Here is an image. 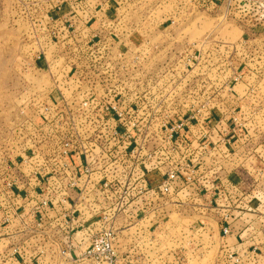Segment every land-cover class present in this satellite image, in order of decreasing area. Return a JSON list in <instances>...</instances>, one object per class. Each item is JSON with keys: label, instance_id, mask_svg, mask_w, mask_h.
Segmentation results:
<instances>
[{"label": "rangeland", "instance_id": "1", "mask_svg": "<svg viewBox=\"0 0 264 264\" xmlns=\"http://www.w3.org/2000/svg\"><path fill=\"white\" fill-rule=\"evenodd\" d=\"M26 199L66 207L62 262L76 227L212 264L264 213V0H0V203Z\"/></svg>", "mask_w": 264, "mask_h": 264}, {"label": "crops", "instance_id": "2", "mask_svg": "<svg viewBox=\"0 0 264 264\" xmlns=\"http://www.w3.org/2000/svg\"><path fill=\"white\" fill-rule=\"evenodd\" d=\"M153 174L154 173L149 174L148 178L150 176L153 177ZM49 175L51 176L49 181H52V187L48 186L49 188H47L49 190H54L55 184L60 185L58 181L59 177L58 175H53L51 172L47 174V176ZM44 182L43 180V183ZM148 182L149 184H145L144 186L147 192L144 196H149L150 194L152 197L151 201L156 203L155 192L160 189L159 184H161V181L156 180L152 182V180L148 179ZM79 183H81L80 180ZM77 186L81 189L82 184H78ZM40 187L41 186H39V189ZM189 187L190 186H187L185 190H188ZM26 201L27 202L22 205L15 206V208H10L9 206H1L2 208H0V264H73L72 261L66 262L65 260L62 262L58 248L51 245L48 246L47 241L49 237L47 236L46 229H44V225L48 223L46 218L48 216L60 217L61 214L59 211L62 210V213H64L66 207L52 200L49 208L41 209L40 201L38 203H34V201H29L28 199H26ZM192 201L193 199L187 198L188 203ZM195 201L198 203L199 198H196ZM254 212L255 211L252 212L251 210L250 212L244 213V217L242 218L238 216L242 214L241 212H234L230 227H235V230H232V233L229 234L230 236H224L222 233H219V236L223 235V239L228 238V240H225V242L228 243H226L225 246H219L217 248L215 260L212 264H234L233 259H238L239 261V258H243L240 264H264V213L261 211L256 215ZM260 214H262V216H260ZM254 218L261 219L260 232H255V228L253 227L258 224L256 223L258 221H254L255 223L253 222L250 224L247 221L246 224H241V222H245L246 220L253 221L255 220ZM39 222L43 223V228L37 231V236H30V233H33L32 229L36 228ZM252 227L254 231L250 234L249 231ZM237 228L239 231L236 230ZM137 231L139 237L142 238L140 242H138L139 245H142L145 239L149 241L148 249L145 250L143 246L144 248L142 250V252L147 253V256L150 257V262L148 264H188L187 259L176 257V255H178L177 252L168 246L166 239L164 240V244H161L158 237L161 238L163 232L160 234L157 231L141 229ZM82 234V229L73 228L72 240L74 241L72 255L83 252L86 249L87 242H85V238H83ZM35 238H37V240ZM259 238L262 247L258 252L257 248L254 246H258ZM16 248L19 249V254L14 255L13 251ZM224 255L227 257L233 256L232 261L228 259L230 262L227 260L224 262V260L221 259Z\"/></svg>", "mask_w": 264, "mask_h": 264}, {"label": "built area", "instance_id": "3", "mask_svg": "<svg viewBox=\"0 0 264 264\" xmlns=\"http://www.w3.org/2000/svg\"><path fill=\"white\" fill-rule=\"evenodd\" d=\"M168 191L169 188H164L165 193H167ZM48 202L49 200H44L41 203V208H49L50 202ZM0 204V206H8L3 205V203ZM46 221L48 223L44 226L53 228H55V226H62V228L64 227L63 230L65 231H67V229H70V224L73 222L71 218L68 221H61V216H48L46 218ZM42 225L43 223L38 224V226L36 227V232L38 231L39 227L40 229L43 228ZM53 228H51L50 230H52ZM32 230H35V228ZM87 230L90 229L88 228ZM33 233L35 232L33 231ZM50 233L51 232H47V234H49L47 235L49 237L48 240L51 238ZM229 234L230 230L228 228H224L223 235L228 236ZM85 242H87V245H89H86V249L83 252H79L78 255L74 256L75 258L71 260L73 264H148L150 262V257L147 256V253L142 252L143 248L140 247L139 243L135 245H120L118 242V235L113 229H99V231L95 234H93L91 230L89 239L86 238ZM144 249L146 250L148 248L145 247ZM13 252L14 255H17L19 254V249L16 248ZM228 259L232 260L233 256H229ZM238 262V259H236L234 264H238Z\"/></svg>", "mask_w": 264, "mask_h": 264}]
</instances>
